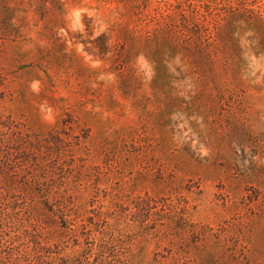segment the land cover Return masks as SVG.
I'll use <instances>...</instances> for the list:
<instances>
[{"label": "rangeland", "instance_id": "374dc122", "mask_svg": "<svg viewBox=\"0 0 264 264\" xmlns=\"http://www.w3.org/2000/svg\"><path fill=\"white\" fill-rule=\"evenodd\" d=\"M66 256L264 264V0H0V264Z\"/></svg>", "mask_w": 264, "mask_h": 264}, {"label": "trees", "instance_id": "16d2710c", "mask_svg": "<svg viewBox=\"0 0 264 264\" xmlns=\"http://www.w3.org/2000/svg\"><path fill=\"white\" fill-rule=\"evenodd\" d=\"M124 30L122 32V35L125 36V38H127L130 41H134L137 39H153V41L157 42V47L155 48L153 54H150V63L152 64V69L154 71V77H155V81L156 84L160 85L159 79H164L168 77V66H169V54H172L173 52L176 51V45L173 43V41H171L168 38V35L165 33L164 30H160L155 28L154 31L150 32V31H141V29H143L141 26H139V31H137L135 33V31L132 30V28L127 29L125 26L122 27ZM119 42V41H118ZM123 42V41H121ZM104 43V44H103ZM103 43L101 42V44H103L102 46V52L108 54L107 57L104 58V60L108 61L109 65H116L117 67V72L119 75L120 71H121V67L122 64L124 62L122 61H118V62H114V57H113V52L111 51L110 47L106 44L105 40L103 41ZM158 78V79H157ZM160 92L158 91V93L155 96L156 102H159L158 100L160 99V96H162V87L159 88ZM108 94H107V98H106V102H119L118 101V96L115 93V89H114V84H108ZM170 95H172L170 93ZM168 100L170 102H173L171 96L167 97ZM113 141V140H112ZM115 142L116 140H114L113 142V147L115 148ZM52 189V185L48 184V183H41V185H39V191L40 193L44 194V198L45 201H47L48 195L51 192V196L50 197H54L53 195H59L58 192L56 190H53V192L51 191ZM55 191V192H54ZM60 200H57L58 198H54L55 200L59 201L60 204H62V208L63 206V202L61 201V198L63 196H59ZM54 200V201H55ZM133 205L137 208V209H145L144 206L147 205L146 201L144 202L142 199H138L137 201H134ZM58 207V211H59V217L61 219V221H64L62 219V208ZM117 207H120V205H118ZM116 207V208H117ZM122 208V206H121ZM106 214V212L102 211V210H96L94 212V216H96V218L100 219L101 221H105L102 220L104 219V215ZM87 220H92L88 217H86ZM115 228V224H111L108 223L107 225L105 224H100L99 226H97L96 231L97 234L99 235L97 238V241H99L97 244L98 246V250L101 252H103V250H107L110 251L111 245H112V230H114ZM86 249H81L80 252H78L77 257L78 259L81 261V259L85 258L86 255ZM101 254H99L98 256H100ZM109 255V254H107ZM74 256H66V257H61L57 261H51V260H42L39 261V259L37 261H35L33 264H76L75 260L76 258H73ZM104 257H100L98 261H94L92 264H108L106 261H104ZM40 262V263H39ZM117 264H122V262L118 261Z\"/></svg>", "mask_w": 264, "mask_h": 264}]
</instances>
